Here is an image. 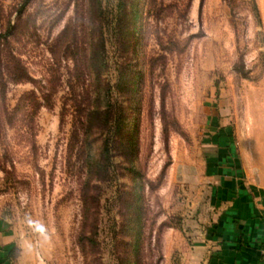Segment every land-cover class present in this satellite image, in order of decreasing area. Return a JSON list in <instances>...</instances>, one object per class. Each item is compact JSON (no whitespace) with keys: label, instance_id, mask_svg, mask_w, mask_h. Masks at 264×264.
Returning <instances> with one entry per match:
<instances>
[{"label":"rangeland","instance_id":"rangeland-1","mask_svg":"<svg viewBox=\"0 0 264 264\" xmlns=\"http://www.w3.org/2000/svg\"><path fill=\"white\" fill-rule=\"evenodd\" d=\"M23 2L0 0L2 263L182 264L208 154L264 175V0Z\"/></svg>","mask_w":264,"mask_h":264},{"label":"crops","instance_id":"crops-1","mask_svg":"<svg viewBox=\"0 0 264 264\" xmlns=\"http://www.w3.org/2000/svg\"><path fill=\"white\" fill-rule=\"evenodd\" d=\"M205 183L208 223L182 264H264V175L216 148L208 154Z\"/></svg>","mask_w":264,"mask_h":264},{"label":"trees","instance_id":"trees-1","mask_svg":"<svg viewBox=\"0 0 264 264\" xmlns=\"http://www.w3.org/2000/svg\"><path fill=\"white\" fill-rule=\"evenodd\" d=\"M29 0H24L22 6L20 7V9L18 10V13L21 15L23 12V9L25 8V6L28 4ZM87 9H88V13L91 14V12H93V9L95 11H97V13L100 15L101 12V0H87ZM1 37V34H0ZM6 42V39L3 40V42H0V48L4 45V43ZM104 53H105V44L103 39L101 40V51H99L97 58H99V61H103V57H104ZM103 54V55H102ZM1 60V58H0ZM17 80V75H14ZM104 87H108V85H104ZM106 102V101H105ZM109 102L107 103V107H102V106H98L96 109L95 113H86L83 116L80 117V119H78V125H79V130L82 131V134L84 136H88L89 133H92V129H94L97 132H101L104 130V128L108 125L109 120H108V108H109ZM97 115V117H102L101 121L99 124H97L96 126H93L90 122H89V117L90 115ZM104 152H108V140L105 139L104 140Z\"/></svg>","mask_w":264,"mask_h":264},{"label":"clouds","instance_id":"clouds-1","mask_svg":"<svg viewBox=\"0 0 264 264\" xmlns=\"http://www.w3.org/2000/svg\"><path fill=\"white\" fill-rule=\"evenodd\" d=\"M27 226L36 234H39V237L44 242H49L51 240V234L49 232V228L39 220L28 218ZM31 245L29 248L31 249ZM40 264H43V260L41 259Z\"/></svg>","mask_w":264,"mask_h":264}]
</instances>
